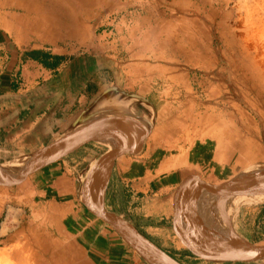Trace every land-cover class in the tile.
Here are the masks:
<instances>
[{
    "label": "rangeland",
    "instance_id": "374dc122",
    "mask_svg": "<svg viewBox=\"0 0 264 264\" xmlns=\"http://www.w3.org/2000/svg\"><path fill=\"white\" fill-rule=\"evenodd\" d=\"M7 25L22 49L66 54L77 90L118 88L152 102L154 123L126 101L127 113L152 127L137 156L118 160L107 211L142 227L183 264L233 263L178 251L188 239L184 202L194 184H220L264 165V0H0V27ZM100 144L101 155L110 146ZM77 172L58 161L0 183V264H48L37 255L68 245L86 226L114 232L78 201L74 181L86 172ZM200 206L190 207L193 216ZM148 215L152 228L139 220ZM165 216L169 229L155 227Z\"/></svg>",
    "mask_w": 264,
    "mask_h": 264
},
{
    "label": "crops",
    "instance_id": "0c3cea01",
    "mask_svg": "<svg viewBox=\"0 0 264 264\" xmlns=\"http://www.w3.org/2000/svg\"><path fill=\"white\" fill-rule=\"evenodd\" d=\"M26 12L31 15V12H28L27 9ZM33 20L35 19H32L31 23ZM37 28L40 29V27ZM21 44V39L17 36L12 25H7L6 28L0 27V165H28L39 157L46 155L74 127L97 117L112 114L118 116L121 120L124 115H127L128 121L123 119L124 124L125 126L129 125L131 128L135 127L133 130L136 129V123L130 120L131 117L143 123L142 119L137 117V114L133 113L131 116L130 112L129 114L127 113V110L133 104L128 103L130 106L127 105L125 99L118 96L115 92H110L109 94L112 89L99 94L98 92L93 93L94 90L90 89V86L84 85L77 90L75 87L77 76L71 71L70 58L66 54L50 53L44 47L22 49ZM104 96L105 98L101 100ZM148 103L154 108L152 102ZM138 112L140 113V111ZM104 130L102 129L98 132ZM92 134L95 135L97 132L88 136H93ZM106 140L113 143L108 135ZM97 145L102 146V144L96 143L91 139L90 141H83L59 161H62L70 171L76 173H78L77 171L88 172L95 164L96 159L101 158L110 151V148L103 146L106 151L100 155ZM142 146L136 155H127L121 158L137 156ZM118 160H116L111 172L104 205H106L107 198L112 196V193L110 194L114 187L112 176ZM78 177L76 176L74 181L76 194ZM228 181L213 186H218ZM205 184L212 185L209 183ZM194 186L191 188L193 192L190 198L187 199V197L184 202L185 212L187 205L191 207L200 201L201 206L195 214H197L198 221L203 224L209 233L231 239L239 237L243 242L264 246L263 202L256 206L251 204L241 206L239 221L236 223L233 204L229 206L224 201L225 197L219 200L212 199L209 194ZM114 194L113 196L115 197ZM109 202L111 203V201ZM90 215L92 219L99 220L92 214ZM58 218H60L59 215H56V219ZM250 219L254 222L253 226L248 224ZM139 220L146 222L143 226L152 228L153 225H150L149 222L153 219L149 215ZM161 220L163 223L155 227L165 230L169 229L168 222H166L168 217L165 216ZM129 221H132V219ZM241 221L244 222L243 225ZM131 224L133 225L132 222ZM133 226L162 249L151 240L142 227L136 224ZM72 230L76 232L77 228H72ZM78 230L80 235L73 242L65 246L60 243L48 244L50 245L47 247L48 249L37 255V260H46L48 264H139V260L132 253L135 251L122 242V239L116 233L91 225ZM100 231L102 233L99 234L98 232ZM187 238L188 236L186 235ZM37 248L42 250L43 246L42 248L41 246ZM40 249H38V252L41 251ZM192 249L188 238L183 245V249L178 252H187L189 256H185L186 258L192 256L200 260L201 256L192 253ZM162 250L169 255L171 254L164 249ZM176 255L174 259L180 262L181 260L179 261ZM180 256L184 257L181 254ZM213 256L219 257V255ZM240 262L248 261L235 260L233 263L228 264H238Z\"/></svg>",
    "mask_w": 264,
    "mask_h": 264
},
{
    "label": "water",
    "instance_id": "95a60500",
    "mask_svg": "<svg viewBox=\"0 0 264 264\" xmlns=\"http://www.w3.org/2000/svg\"><path fill=\"white\" fill-rule=\"evenodd\" d=\"M110 92L117 93L118 96L124 98L129 104L142 105L151 114V119L154 123V118L156 117L155 111L146 100L117 89L110 90L109 94ZM104 98L105 96L101 100ZM115 118L119 119L118 116L109 114L104 117L91 119L87 121V123L74 127L63 136L46 155L39 157L28 165H0V183H16L36 175L62 159L71 149L78 146L81 142L86 140L90 141L88 135L92 129H105L108 131V136L115 145V150L95 170L94 173L96 174V178L91 184L85 181V185L83 186L82 179H80V177L77 178L76 190L78 200L84 205L83 207H85L87 211L108 225L126 245L145 260L148 257L150 260L153 259L160 264H181L142 235L131 223L110 214L103 206L105 193L116 160L127 155H136L145 139L149 136L152 127L150 125L146 133L143 134L137 142L133 143L132 138L125 140L122 136V128L116 127V123L113 121ZM123 119L128 121L127 115H124ZM123 119L121 120L124 121ZM91 169L89 173L93 172V169ZM194 185V187L202 189L204 193L209 195L222 194L225 197L224 201L231 206L238 196L247 192L249 189H256L261 186L262 190L260 194L264 196V166L256 165L250 168V170H244L228 182L218 186L201 182H197ZM192 192L193 189L189 192L187 199L190 198ZM245 204L253 205L256 203L247 202ZM186 208L185 229L189 238V245L193 248L191 250L193 251L192 253L198 254L199 256L219 255L222 259L232 261L249 262L264 259V246L241 242L237 238L236 241L239 240L238 242L240 243L220 242L212 238L206 230L197 225L192 213V208L188 205Z\"/></svg>",
    "mask_w": 264,
    "mask_h": 264
},
{
    "label": "bare ground",
    "instance_id": "6f19581e",
    "mask_svg": "<svg viewBox=\"0 0 264 264\" xmlns=\"http://www.w3.org/2000/svg\"><path fill=\"white\" fill-rule=\"evenodd\" d=\"M107 3H108V1H107ZM57 8H59V6L57 7ZM262 28H264V27H262ZM249 34V33H248ZM255 35V34H254ZM264 37V35L262 36V38ZM261 38V39H262ZM264 44V43H263ZM251 49V48H250ZM262 49V48H261ZM264 50V49H263ZM259 54V53H258ZM262 57V56H261ZM260 59V58H259ZM264 80V79H263ZM264 84V83H263ZM120 106V105H119ZM118 106V107H119ZM142 106V105H141ZM122 107V106H121ZM125 107V106H124ZM133 108V107H132ZM131 108V109H132ZM131 114V113H130ZM132 116V115H131ZM133 122H135L136 123V129L135 130H133L134 128H131L129 125H127V126H125V124H124V121H122V120H118L117 118H115L113 121L116 123L115 124V126H118L119 128L121 127V128H123L124 127V129H122V131H121V133H122V136L123 135H126L127 137H128V139L129 138H132L133 139V143H135V142H137L138 140H139V138L143 135V134H145L146 133V130H145V127H142L143 126V124L140 122V121H138V120H136V118H134V119H131ZM120 128V129H121ZM143 128V129H142ZM140 129V130H139ZM142 129V130H141ZM100 130H102V128L101 129H98V128H95V129H92V131L90 132V134L91 133H94V132H97V134H92L93 136H88V139H91L92 141H94V142H96V143H102V142H104V143H108L107 145H109L110 146V151L107 153V154H105V155H103L101 158H98V159H96V161H95V164L91 167L92 169V171L93 172H91V173H89V170H88V172H86V175H85V178H83L82 179V184H83V186L85 185V181H87V183H89V184H91L93 181H94V179L96 178V174L94 173L95 172V170L101 165V163L109 156V155H111L112 153H113V151L115 150L113 147H112V143L111 142H109V141H107L106 140V137H107V135H108V131H106V130H104V131H102V132H98V131H100ZM131 131H133V132H131ZM135 131H137V132H135ZM136 133V134H135ZM107 141V142H106ZM56 145V144H55ZM54 145V146H55ZM53 146V147H54ZM52 147V148H53ZM51 148V149H52ZM50 149V150H51ZM258 166H264V165H258ZM254 167V166H253ZM253 167H251V168H253ZM246 170H250V167L249 168H247ZM85 188V187H84ZM262 189H261V186H259V188H256V189H249L247 192H244L243 194H241L240 196H238L235 200H234V203H233V207L235 208L234 210H235V214H234V218H235V221H236V223L239 221V212H240V210H241V206H243L245 203H247V202H253V203H257V202H263L264 201V196H262L261 194H260V191H261ZM258 195V196H257ZM209 197L210 198H212V199H215V200H219V199H222V198H224V196L222 195V194H216V195H209ZM250 199V200H249ZM246 206V205H245ZM250 206V205H249ZM260 210V209H259ZM196 213V212H195ZM198 213V212H197ZM197 214H195V216H194V219L196 220V223H197V225H199L200 227H202L204 230H206L205 228H204V226H203V224L202 223H200L198 220V218H197V216H196ZM253 225V224H252ZM207 231V230H206ZM208 232V231H207ZM209 233V232H208ZM211 236H212V238H214V239H216V240H218V241H220V242H224V243H237L238 241H236V238L235 239H231V238H226V237H220V236H217V235H214V234H211V233H209ZM241 241V240H240ZM241 242H243V241H241ZM238 243H240V242H238ZM146 261L148 262V263H150V264H160V263H158L157 261H154L153 259H149L148 257L146 258Z\"/></svg>",
    "mask_w": 264,
    "mask_h": 264
},
{
    "label": "trees",
    "instance_id": "16d2710c",
    "mask_svg": "<svg viewBox=\"0 0 264 264\" xmlns=\"http://www.w3.org/2000/svg\"><path fill=\"white\" fill-rule=\"evenodd\" d=\"M141 234H143L144 236H146L143 232H141ZM179 253V252H178ZM189 253H190V251H189ZM177 253H175V255H176ZM180 254L182 255V256H189L188 255V253L187 252H184V251H182V252H180ZM173 258H175V255H173V254H170ZM180 261V260H179ZM180 263H182L181 261H180Z\"/></svg>",
    "mask_w": 264,
    "mask_h": 264
}]
</instances>
